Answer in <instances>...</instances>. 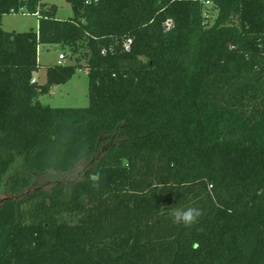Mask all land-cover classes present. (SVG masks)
I'll return each mask as SVG.
<instances>
[{
    "label": "trees",
    "instance_id": "1",
    "mask_svg": "<svg viewBox=\"0 0 264 264\" xmlns=\"http://www.w3.org/2000/svg\"><path fill=\"white\" fill-rule=\"evenodd\" d=\"M66 1L0 0V264H264V0ZM79 71L88 107L41 102Z\"/></svg>",
    "mask_w": 264,
    "mask_h": 264
},
{
    "label": "rangeland",
    "instance_id": "2",
    "mask_svg": "<svg viewBox=\"0 0 264 264\" xmlns=\"http://www.w3.org/2000/svg\"><path fill=\"white\" fill-rule=\"evenodd\" d=\"M42 3L56 5L58 16L61 19H68L73 16L71 5L66 0H42ZM3 29L6 32L23 33L31 30H38V17L32 14H11L3 18ZM64 54L63 63L73 64L69 59L68 49L63 50L61 46L43 45L39 47V63L41 66L51 65L59 59V55ZM85 64L84 62L82 63ZM36 81L40 84L46 83V71L40 69L34 75ZM89 79L86 71H79L74 78L66 85L55 86L49 95L41 98V102L53 108H86L89 106ZM83 166L74 174L62 176L61 180H71L76 178Z\"/></svg>",
    "mask_w": 264,
    "mask_h": 264
},
{
    "label": "clouds",
    "instance_id": "3",
    "mask_svg": "<svg viewBox=\"0 0 264 264\" xmlns=\"http://www.w3.org/2000/svg\"><path fill=\"white\" fill-rule=\"evenodd\" d=\"M203 210L196 206L173 207L170 211V218L177 226L191 228L197 224L203 215Z\"/></svg>",
    "mask_w": 264,
    "mask_h": 264
},
{
    "label": "built area",
    "instance_id": "4",
    "mask_svg": "<svg viewBox=\"0 0 264 264\" xmlns=\"http://www.w3.org/2000/svg\"><path fill=\"white\" fill-rule=\"evenodd\" d=\"M206 4H209V2H207ZM11 14L15 15V14H27L26 10H21L19 12H16L15 10L11 11ZM168 26H171V23H168ZM132 45V40H128L125 44V49L128 51L130 50ZM65 60V55L64 54H60L59 55V64H64L63 61Z\"/></svg>",
    "mask_w": 264,
    "mask_h": 264
},
{
    "label": "crops",
    "instance_id": "5",
    "mask_svg": "<svg viewBox=\"0 0 264 264\" xmlns=\"http://www.w3.org/2000/svg\"><path fill=\"white\" fill-rule=\"evenodd\" d=\"M57 16H58V14H57ZM58 18H60L59 16H58ZM61 19V18H60ZM41 46H43V45H41ZM56 46H59V45H56ZM38 54H39V52H38ZM40 64V63H39ZM56 64H59V59H58V61L57 62H55V63H52L51 65H56ZM51 65H46V66H51ZM46 71V70H45ZM74 78V77H73ZM35 81H36V79H35ZM46 81H47V74H46ZM38 82V81H37ZM39 83V82H38ZM68 84V83H67ZM66 85V84H65Z\"/></svg>",
    "mask_w": 264,
    "mask_h": 264
}]
</instances>
